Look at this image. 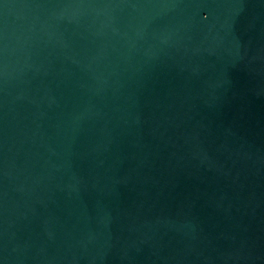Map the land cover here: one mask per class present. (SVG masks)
Listing matches in <instances>:
<instances>
[{
  "label": "water",
  "instance_id": "obj_1",
  "mask_svg": "<svg viewBox=\"0 0 264 264\" xmlns=\"http://www.w3.org/2000/svg\"><path fill=\"white\" fill-rule=\"evenodd\" d=\"M0 264H264V0H0Z\"/></svg>",
  "mask_w": 264,
  "mask_h": 264
}]
</instances>
